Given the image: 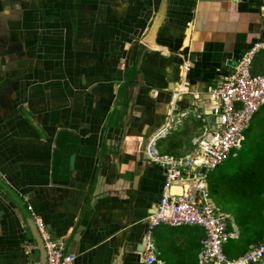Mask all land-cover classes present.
<instances>
[{"label": "crops", "instance_id": "crops-1", "mask_svg": "<svg viewBox=\"0 0 264 264\" xmlns=\"http://www.w3.org/2000/svg\"><path fill=\"white\" fill-rule=\"evenodd\" d=\"M159 3L0 0V178L65 241L74 264H146L147 218L165 175L143 154V132L146 144L165 129L156 142L163 154L189 152L213 108L211 90L264 40L260 0H169L148 45ZM250 71L264 72V48ZM229 230L237 233L224 246L229 259L257 243L240 242L235 222ZM203 236L198 226L155 227L158 264H198ZM35 246L0 187V264H39Z\"/></svg>", "mask_w": 264, "mask_h": 264}, {"label": "built area", "instance_id": "built-area-1", "mask_svg": "<svg viewBox=\"0 0 264 264\" xmlns=\"http://www.w3.org/2000/svg\"><path fill=\"white\" fill-rule=\"evenodd\" d=\"M264 13V0H260ZM264 48V40L256 42L238 60L233 71L226 74L211 90L213 108L203 118L198 136L191 140V149L182 156L160 153L157 140L164 135L160 130L147 139L146 159L164 169V183L154 212L147 218L141 256L146 264H158L154 254L152 229L161 225L170 227L198 226L204 231L198 264H252L264 263V233L261 239L240 256L229 259L224 246L237 237L229 230V215L212 201L207 172L216 168L230 155H235L256 112L264 105V72L253 74L250 64L256 51ZM184 62L181 71L188 70ZM181 82L186 83V78ZM181 92H177L175 95ZM170 123V122H169ZM169 123L166 127H169ZM28 210L31 208L28 206ZM36 229L44 243L46 264H74L65 241L54 237L37 216ZM264 229V227H263Z\"/></svg>", "mask_w": 264, "mask_h": 264}, {"label": "trees", "instance_id": "trees-1", "mask_svg": "<svg viewBox=\"0 0 264 264\" xmlns=\"http://www.w3.org/2000/svg\"><path fill=\"white\" fill-rule=\"evenodd\" d=\"M244 141L245 137L242 142ZM241 148L242 144L237 150ZM234 157L240 159L238 154ZM247 157L244 167L240 165L237 172L242 171L235 177L220 175L216 189L223 201L231 203V208H235L233 214L237 221L235 223L238 225L240 242L256 243L262 236L264 221V125L260 128L258 139L255 138L252 150L247 151ZM208 186L210 191L209 181Z\"/></svg>", "mask_w": 264, "mask_h": 264}, {"label": "rangeland", "instance_id": "rangeland-1", "mask_svg": "<svg viewBox=\"0 0 264 264\" xmlns=\"http://www.w3.org/2000/svg\"><path fill=\"white\" fill-rule=\"evenodd\" d=\"M262 125H264V105L261 106L260 109L256 112L254 119L251 121L249 127L244 132L245 141L242 142V148L240 150L234 151L236 154L239 155L240 159L234 157L235 155L232 154L226 160H224L220 165H218L216 168L207 172L208 181L210 183L211 199L221 211L229 215L230 223L237 222L233 214L234 213L233 209L235 208L234 207L231 208L232 206L231 203H226L223 201L222 197L220 196L219 191L216 189V184L218 182V179H221L220 175L227 176V177H235L240 171H242L240 170L239 172H237L238 169H240V165L244 167L245 161L248 160L247 151L252 150V147L254 146V143H255V138L257 137L258 139V135H259L260 128ZM160 153H162V151ZM164 153L166 154V152ZM235 213L239 215L238 212L235 211ZM258 239L260 240V238ZM231 253L232 254H228V255L230 257H235V252H231Z\"/></svg>", "mask_w": 264, "mask_h": 264}, {"label": "water", "instance_id": "water-1", "mask_svg": "<svg viewBox=\"0 0 264 264\" xmlns=\"http://www.w3.org/2000/svg\"><path fill=\"white\" fill-rule=\"evenodd\" d=\"M169 0H160L159 3V7L158 10L156 12V16L152 22V25L149 29L148 35L145 38V43L150 45L151 44V40L152 38H154L159 26L161 25L162 21L165 18L166 15V10H167V6H168ZM146 50L145 46H142L140 48V52H139V56H138V60H137V64L136 67H138L140 65V61L142 58V55L144 53V51ZM136 75H134L133 79L130 81V85L128 86V97H129V101L126 107V124H125V130H127V126L131 117V112H132V104H133V91H134V86L136 85L137 81H136ZM146 130V129H145ZM145 140H146V136H145V131L143 132V136H142V143H141V149L143 147V154H144V145H145ZM0 187L11 197L15 200V202L17 203V205L19 206L20 210L23 212L26 221H27V225L30 229L32 238H33V242L35 243V248L37 250L38 253V259H39V264H46V252H45V248H44V243L36 229L35 223H34V219L30 213V211H28V209L26 208V205L24 202L20 201V198H18L16 196V193L11 191L9 187H6V185L4 184V182L2 181V179L0 178Z\"/></svg>", "mask_w": 264, "mask_h": 264}]
</instances>
